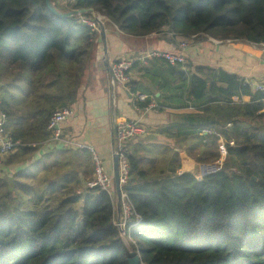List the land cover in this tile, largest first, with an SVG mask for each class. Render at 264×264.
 Instances as JSON below:
<instances>
[{
    "label": "trees",
    "instance_id": "obj_1",
    "mask_svg": "<svg viewBox=\"0 0 264 264\" xmlns=\"http://www.w3.org/2000/svg\"><path fill=\"white\" fill-rule=\"evenodd\" d=\"M52 3L62 14L94 9L132 37L264 45V0ZM79 17L57 16L46 0H0V111L20 143L0 163L8 157L6 165H16L13 176L0 177V264H128L113 195L87 186L92 153L64 136L53 140L48 130L56 112L76 104L98 36ZM135 68L168 103L182 105L169 107L191 110L159 134L193 142L187 152H201L202 162L220 158L210 150L217 145L226 157L198 175L183 170L169 145L128 143L123 192L135 213L134 251L144 264H264V93L221 68L161 59ZM129 86L157 100L150 88ZM206 127L215 134L203 136Z\"/></svg>",
    "mask_w": 264,
    "mask_h": 264
},
{
    "label": "crops",
    "instance_id": "obj_2",
    "mask_svg": "<svg viewBox=\"0 0 264 264\" xmlns=\"http://www.w3.org/2000/svg\"><path fill=\"white\" fill-rule=\"evenodd\" d=\"M181 39L171 43L158 36L132 37L119 31L114 24L104 22V31H98L89 68L74 105L75 116L63 125V136L68 146L92 147L108 169L113 164L117 148L116 129L120 123L138 120L149 132L161 126L167 128L170 124L164 126L167 122L165 114L153 111L145 114L139 110L135 102L137 94L131 93L130 88L116 84L111 74V65L123 58L154 50L177 51L179 49L176 42ZM184 53L194 66L221 68L248 82L264 81V45L230 41L221 43L211 39L188 45ZM131 76V81L137 82L140 87L146 86L155 93L158 105L182 106L168 103V95L155 88L148 75L135 68ZM248 100L244 98V101ZM174 111L182 114L191 110L170 107L164 112ZM172 118L170 115L168 122L176 121H172Z\"/></svg>",
    "mask_w": 264,
    "mask_h": 264
},
{
    "label": "built area",
    "instance_id": "obj_3",
    "mask_svg": "<svg viewBox=\"0 0 264 264\" xmlns=\"http://www.w3.org/2000/svg\"><path fill=\"white\" fill-rule=\"evenodd\" d=\"M103 21L105 17H100ZM80 22L85 25L92 27L97 32L100 30L97 21L91 18H85L80 16ZM187 47L186 44H182L177 51L167 52L154 50L151 52L140 53L133 56H129L114 62L111 65V74L114 81L118 86L129 88L131 83L130 75L133 70V67L136 63H139L143 66H147L151 59H161L169 63L170 65H187L188 57L184 53V49ZM246 84L250 86L251 89L257 92L264 93V81L258 82H248ZM150 100V103L144 109H140L145 114L151 111H157L159 105L153 97H150L147 94H137L135 96L136 103H145ZM75 116L74 107L64 108L56 112L50 119L48 130L50 131L51 138L53 140H61L63 136V125ZM8 117L7 115L0 111V163L1 160L14 153L17 150L18 145L20 144L9 135L7 126H8ZM228 126H231L229 124ZM148 134V129L138 120L124 121L117 126L116 129V140L117 148L116 152L119 155L120 159V181H121V216H120V226L122 232L120 236L130 237L132 235V222L135 217L133 208L128 200V196L123 192V187L130 180V171L131 166L127 156V145L130 141L135 139L144 138ZM215 134V131L209 127L203 128V136H212ZM80 150H88L92 153L94 161V178L91 182L88 183L89 188H98L102 191L107 192L112 195L114 191V183L112 175L109 173L105 164L101 161L95 150L86 145H79L77 147ZM116 221V225H117Z\"/></svg>",
    "mask_w": 264,
    "mask_h": 264
},
{
    "label": "rangeland",
    "instance_id": "obj_4",
    "mask_svg": "<svg viewBox=\"0 0 264 264\" xmlns=\"http://www.w3.org/2000/svg\"><path fill=\"white\" fill-rule=\"evenodd\" d=\"M58 2L61 6H65L67 0H58ZM98 16L103 18V16L100 13H98ZM103 22L106 23L108 21H107V19H104ZM202 37H204V36H202ZM202 37H199L196 39H194V38H192V39H187V38L181 39L180 41L176 42L177 46H178L177 49H179L182 44H186L188 47V45L189 46L194 45V43L202 42L204 40H207V41L211 40L210 38H207V37L202 38ZM193 41H195V42H193ZM218 42H220V41H218ZM221 43H225V42H221ZM189 64H190V62H189ZM131 78H132V76L130 75V79ZM131 82H133V81H131ZM169 108H170L169 106H164L162 108H159L157 111H153V112L156 114H165V118L167 119V122H168V119L171 115V116H173L172 121H175L177 114L179 112H177V111H174L172 113L171 112L170 113L164 112ZM175 109L180 110L181 108L176 107ZM171 110H173V109H171ZM167 122L164 123V126H166V127L172 123V122L170 123V121L168 123ZM164 128L165 127H163V126L157 127L150 132L148 131V134L144 138L136 139L134 141H136V142L137 141H146V142H152L153 141V142H160L166 146L169 145L174 150V152L176 151V153L179 155V158H180L181 163L183 165V170L190 171V172H193V173L198 174V175L202 174V172H204L205 170L208 171V170H211L215 167L218 168L219 164L220 165L223 164V162H224L223 158L226 157V152L223 148H220L218 145L213 146L210 149L211 152H213L214 154L217 153L220 158L218 157L219 159L216 161L213 160V158H210V159L205 160L206 162H202L201 160H198L201 156H203L201 152L196 151L193 154H189L187 152V148L193 146V142H190V143L188 142L185 145H181L178 142H176L175 140H172V141L167 140V138L164 135L159 134L162 131V129L164 130ZM229 144H233V142H229ZM7 158L4 159V164L0 168V170H1L0 171V177L1 178L13 176V171H11V170L16 168L15 167L16 165H9V166L6 165V163H7L6 161L8 160ZM203 158H207V156H204ZM108 171L112 175V165H110V167L108 168ZM112 195H113V198L115 200V193H113ZM115 204H116V200H115ZM116 215H117V206H116ZM116 219H117V217H116ZM122 240H123L125 246L127 247V249L129 250L130 253L135 252L133 249V246H135V240L132 236L123 237Z\"/></svg>",
    "mask_w": 264,
    "mask_h": 264
},
{
    "label": "water",
    "instance_id": "obj_5",
    "mask_svg": "<svg viewBox=\"0 0 264 264\" xmlns=\"http://www.w3.org/2000/svg\"><path fill=\"white\" fill-rule=\"evenodd\" d=\"M46 5L48 9H50L54 14L62 18L82 16L83 14L91 13L92 17L97 21L100 30L104 31V22L100 19V16H98V13L95 12L94 9L73 10L71 12L62 14L54 8L52 0H46ZM112 163H113L112 164V178H113V183H114L115 200H116V206H117V223H118L117 226H118L119 233H121L122 229L120 226V216H121L122 187H121V181H120V159L117 153L114 154ZM253 180H255V178ZM127 261H128V264H144L142 261L140 252H131L129 254V257L127 258Z\"/></svg>",
    "mask_w": 264,
    "mask_h": 264
}]
</instances>
